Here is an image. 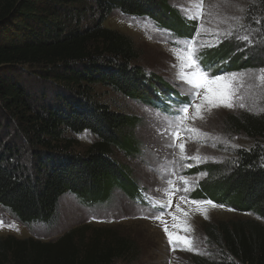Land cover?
Segmentation results:
<instances>
[{"label":"trees","instance_id":"trees-1","mask_svg":"<svg viewBox=\"0 0 264 264\" xmlns=\"http://www.w3.org/2000/svg\"><path fill=\"white\" fill-rule=\"evenodd\" d=\"M256 2L264 11V0ZM114 11L168 27L182 24L166 0H0V206L22 225L53 223L67 193L93 204L106 201L113 189L128 195L137 188L114 159L115 150L137 151L129 142L135 123L91 101L89 87L104 84L136 98L147 91L156 99L160 83L150 85L132 67L138 58L132 40L103 26ZM258 30L264 36V19ZM259 52L264 67V45L245 60L226 42L206 57L213 64L229 60L250 67ZM25 66L41 68L40 80H51L63 95L31 92L22 79ZM227 123L253 140L264 138V113L229 116ZM67 131L90 132L96 141L86 155L72 154ZM25 153L33 162L31 174L22 165ZM235 155L227 169L208 164L194 171L207 174L196 197L264 222V148L258 142ZM257 219L207 228L222 256H194L192 263L264 264V224ZM89 230L73 228L51 241L1 237L0 264H116L137 256L131 239L111 229Z\"/></svg>","mask_w":264,"mask_h":264},{"label":"rangeland","instance_id":"rangeland-1","mask_svg":"<svg viewBox=\"0 0 264 264\" xmlns=\"http://www.w3.org/2000/svg\"><path fill=\"white\" fill-rule=\"evenodd\" d=\"M166 3L182 20L175 28L168 27L167 22L162 24L157 19L133 17L119 11H114L103 23L105 28L132 40L138 57L132 67L142 71L150 85L155 84L154 80L158 81L163 87L158 85L157 89L161 96L154 99L153 94L145 91L136 98L104 84L89 87L91 101L105 105L111 112L125 115L135 123L129 142L136 144L137 151L115 150L114 159L125 167L131 184H137L136 190L125 195L122 190L113 189L106 201L93 204L67 193L60 198L56 220L51 224L22 225L0 206V238L14 236L51 241L77 227L90 229L89 232L104 228L131 239L137 246L135 258L116 264H193L194 256L211 260L222 256L221 249L207 234V228L230 220L257 219L250 213L237 212L227 206L197 205L191 201H208L196 197L207 176L203 170L194 173L196 169L208 164L224 165L227 169L239 150H249L258 142L264 148V138L253 140L227 123L229 116L264 113V82L258 79L259 70L264 67L257 61L261 52L253 57L250 67L239 66L240 63L234 67L229 60L213 64L206 57L209 49L225 42L233 44L235 53L242 55L244 60L258 48L260 50L264 36L260 37L258 26L264 19V11L256 0H203L204 15L200 19H189L183 9L190 8L192 0H166ZM201 24L209 31H201ZM229 31L232 34L226 35ZM189 39L195 40L197 63L208 72L209 79L233 73L242 77L233 98L234 107L220 106L208 111L205 105L202 118L193 119L196 116L193 105L201 103L204 90H199L200 96L189 95V85L178 78L180 61L174 54L177 47H183V43L178 42ZM202 43L205 46L201 47ZM24 71L22 79L31 92L47 98L63 95L51 80H40L41 68L25 66ZM241 103L245 106L240 107ZM184 105L189 109L187 118L181 123L179 117L185 113L178 110ZM173 131L179 132L178 139L173 138ZM64 136L71 145L69 152L80 156L86 155L96 141V137L87 131L77 135L67 131ZM181 143L185 148L183 154L179 147ZM193 156L201 159L193 160ZM22 163L31 174L33 162L28 154L25 153ZM168 180L173 184H168ZM183 180L189 182L187 192ZM169 198L170 205L167 204ZM177 205L182 211H177ZM157 214H162L163 222L155 218ZM185 222L190 231L174 227ZM165 225L170 232L190 238L194 250H186L183 245L173 250L164 231Z\"/></svg>","mask_w":264,"mask_h":264},{"label":"snow or ice","instance_id":"snow-or-ice-1","mask_svg":"<svg viewBox=\"0 0 264 264\" xmlns=\"http://www.w3.org/2000/svg\"><path fill=\"white\" fill-rule=\"evenodd\" d=\"M185 11L186 15L189 19H200L204 15L203 10V0H192V5L188 9H183ZM239 22V20H237ZM201 31H209L208 29H205L203 24H201ZM226 35H231V31L225 33ZM197 36H199V33H197ZM243 39H247V37H243ZM183 43V47H177L174 54L177 56V59L180 61V71L178 72V78L182 80L184 83L189 85V95L191 96H200V89L204 90L203 99L201 100V103L198 105H193L196 110V116L193 117V119L201 116V111L204 109L205 105L208 106L207 110L211 111L212 108H217L220 106L232 108L234 107L233 98L236 95V92L238 90L237 84L242 83V77L240 74L233 73L230 76L227 77H220L217 76L214 79H209L208 72L200 67V65L197 63L199 60V57L196 55L197 48L195 46V40L189 39L187 41L178 42ZM201 47L205 46L203 43L200 45ZM185 69H190L191 71H185ZM258 79L261 82H264V68L259 70ZM245 105L243 103L240 104V107H244ZM189 106L184 105L181 109L178 111H181L185 113V116L179 117V120L181 123L183 120L187 118ZM189 131L196 132L198 130L196 129H189ZM173 138L178 139L179 138V132L173 131L172 133ZM180 151L183 154L185 151L184 144L181 143L179 145ZM186 158V157H185ZM193 160L199 161L201 157L199 156H193L191 157ZM201 175H206L205 173H201ZM187 180H183V184L185 185L184 191L187 192L190 189L187 187L188 185ZM168 184H173L172 180H168ZM169 196H171V192H169ZM181 199H186V197H181ZM193 204L201 205V204H210L212 207H223L222 205H216L212 201H191ZM168 205L171 204V199L169 198ZM167 206V205H165ZM177 211H182L179 208V205H177ZM184 215H187L184 213ZM156 219H159L162 221V214H157L155 216ZM173 219L176 220L177 217L173 216ZM0 226H2V222H0ZM174 227H179L184 231H190V226L185 223H182L180 225H174ZM164 231L168 237L169 243L172 245L173 250L178 245L185 246L186 250H194L192 247V242L190 238L185 236H179L174 234L173 232H170L168 230V227L165 225Z\"/></svg>","mask_w":264,"mask_h":264}]
</instances>
